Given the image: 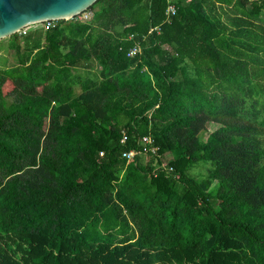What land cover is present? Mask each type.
<instances>
[{
    "label": "trees",
    "instance_id": "1",
    "mask_svg": "<svg viewBox=\"0 0 264 264\" xmlns=\"http://www.w3.org/2000/svg\"><path fill=\"white\" fill-rule=\"evenodd\" d=\"M262 10L94 0L11 33L0 264H264Z\"/></svg>",
    "mask_w": 264,
    "mask_h": 264
},
{
    "label": "water",
    "instance_id": "2",
    "mask_svg": "<svg viewBox=\"0 0 264 264\" xmlns=\"http://www.w3.org/2000/svg\"><path fill=\"white\" fill-rule=\"evenodd\" d=\"M94 0H0V38L47 18L68 19Z\"/></svg>",
    "mask_w": 264,
    "mask_h": 264
},
{
    "label": "built area",
    "instance_id": "3",
    "mask_svg": "<svg viewBox=\"0 0 264 264\" xmlns=\"http://www.w3.org/2000/svg\"><path fill=\"white\" fill-rule=\"evenodd\" d=\"M82 12V11H81ZM89 13H83L82 15L80 14V12L78 13L77 15V18L78 19H87L89 16H90V11H88ZM175 12V6L173 3H169L165 9V15H166V20L170 17V15L174 14ZM74 16V15H73ZM72 16V17H73ZM71 18V17H70ZM58 18H47V19H44L41 21V25L43 28H48L50 26H53L55 21L57 20ZM152 28H150L149 30H151ZM19 31V30H18ZM140 51V47L139 45L137 44H134L132 45L131 47L128 48L127 52H126V55L129 56V57H132L134 56L136 53H138ZM142 141L146 144H149L151 143V139L149 136L147 135H143L142 136ZM149 148H150V151L152 153L155 152V149L156 147L155 146H151L149 145ZM145 146L143 147L142 150H126V151H123L121 153L122 157H124L125 159H131L133 158L136 154H141L143 151H145Z\"/></svg>",
    "mask_w": 264,
    "mask_h": 264
},
{
    "label": "rangeland",
    "instance_id": "4",
    "mask_svg": "<svg viewBox=\"0 0 264 264\" xmlns=\"http://www.w3.org/2000/svg\"><path fill=\"white\" fill-rule=\"evenodd\" d=\"M89 13L88 11H84L82 10V12L80 11V14L82 15L83 13ZM78 13L75 14L74 16L77 17ZM261 17L262 19H264V10L261 11ZM41 26V22H36V23H33V24H29V25H26L24 27H22L19 31H16L18 37H17V42H21L22 39H21V35L22 33H24L25 31L29 30V29H32L33 27H40ZM10 38H9V35L7 36H4V37H1L0 38V58L2 59V62L3 64H11L12 62L15 61V55H14V52L12 49H10L8 47V44H9V41ZM8 42V44H7ZM98 65H94V68H97ZM211 126L214 127V126H217V124H212L211 123ZM200 164H202V162H200ZM205 171V167L204 165H198V166H195L193 168H191V172L195 175V176H199L200 174H203Z\"/></svg>",
    "mask_w": 264,
    "mask_h": 264
},
{
    "label": "crops",
    "instance_id": "5",
    "mask_svg": "<svg viewBox=\"0 0 264 264\" xmlns=\"http://www.w3.org/2000/svg\"><path fill=\"white\" fill-rule=\"evenodd\" d=\"M9 42V41H8ZM8 42H7V44H8ZM14 52V51H13Z\"/></svg>",
    "mask_w": 264,
    "mask_h": 264
}]
</instances>
